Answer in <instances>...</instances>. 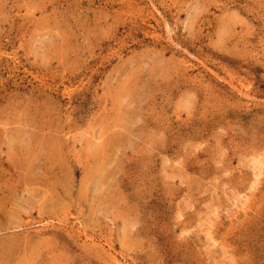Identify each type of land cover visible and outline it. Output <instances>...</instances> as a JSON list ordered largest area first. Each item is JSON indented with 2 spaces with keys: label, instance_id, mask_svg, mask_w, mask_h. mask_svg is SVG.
<instances>
[{
  "label": "rangeland",
  "instance_id": "374dc122",
  "mask_svg": "<svg viewBox=\"0 0 264 264\" xmlns=\"http://www.w3.org/2000/svg\"><path fill=\"white\" fill-rule=\"evenodd\" d=\"M0 264H264V0H0Z\"/></svg>",
  "mask_w": 264,
  "mask_h": 264
}]
</instances>
